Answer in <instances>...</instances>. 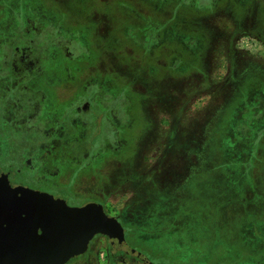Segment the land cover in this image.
Masks as SVG:
<instances>
[{
  "label": "flooded vegetation",
  "instance_id": "flooded-vegetation-1",
  "mask_svg": "<svg viewBox=\"0 0 264 264\" xmlns=\"http://www.w3.org/2000/svg\"><path fill=\"white\" fill-rule=\"evenodd\" d=\"M34 1L23 11L18 0L8 6L0 0V175L8 174L13 186L51 193L70 206L99 203L112 215L107 197L81 192L82 182L89 177L100 182L104 167L127 158L147 126L168 120L161 115L153 120L148 111L161 90L156 83L195 71L205 75L197 66L207 29L192 17L181 19V8L193 0ZM209 9L197 0L190 12L203 18ZM132 62L136 67L125 70ZM256 89L241 91L237 112L220 131L217 181L233 201L244 205L264 200L259 189L264 177V91L258 94ZM161 155L154 153V158ZM233 168L234 176L228 173ZM159 169L158 163L155 174ZM134 182L146 184L143 177ZM155 186L160 191V184ZM169 189L171 193L163 194L166 202L177 198L172 184ZM249 189L253 194L248 201ZM116 217L126 243L144 258L117 248L104 234L91 239L85 257L94 241L105 237L108 264H166L135 247L132 229ZM250 235L254 256L243 258L241 246L234 244L220 264H258L255 253L264 250V226L253 227Z\"/></svg>",
  "mask_w": 264,
  "mask_h": 264
},
{
  "label": "rangeland",
  "instance_id": "rangeland-1",
  "mask_svg": "<svg viewBox=\"0 0 264 264\" xmlns=\"http://www.w3.org/2000/svg\"><path fill=\"white\" fill-rule=\"evenodd\" d=\"M5 1L2 4L8 6L10 0ZM33 1L18 0L23 11ZM202 1L213 8L203 12V18L190 12L197 0L190 1L187 9L181 8L180 15L182 21L192 17L203 26L206 19L214 18L211 31L205 26L208 40L197 66L205 75L195 71L156 83L161 90L155 93L156 103L150 104L148 111L154 114L150 116L153 120L160 115L168 116V120L156 126L153 121L127 158H116L114 166L104 167L100 182L89 177L80 190L94 191L104 200L107 197V210L122 218L135 234L133 245L150 253L157 263L220 264L228 257L226 248L234 244L241 246L243 258L254 256L257 250L250 246V234L253 227L264 226V200L249 205L235 202L217 181L221 174L222 125L237 112L234 108L241 91L251 86L260 88L256 89L258 94L264 91V0ZM132 64V68L124 69L132 70L136 63ZM217 71L221 75L216 76ZM158 152L163 155L154 158ZM158 163L160 171L155 174ZM236 170L228 173L234 176ZM138 177L146 184L135 183ZM126 179L133 181L125 183ZM261 180L259 189L264 198L263 176ZM155 182L160 184V191ZM170 184L177 190L173 191L177 198L166 202L163 194L170 192ZM210 184L212 187H207ZM247 192L249 201L253 193L250 189ZM88 246L74 264L109 263L105 237L95 240L85 257ZM255 257L258 264H264V250Z\"/></svg>",
  "mask_w": 264,
  "mask_h": 264
},
{
  "label": "water",
  "instance_id": "water-1",
  "mask_svg": "<svg viewBox=\"0 0 264 264\" xmlns=\"http://www.w3.org/2000/svg\"><path fill=\"white\" fill-rule=\"evenodd\" d=\"M37 208L46 227L35 232L29 220ZM99 234L144 258L129 247L122 223L101 204L70 206L51 193L13 186L8 174L0 175V264H65Z\"/></svg>",
  "mask_w": 264,
  "mask_h": 264
},
{
  "label": "snow or ice",
  "instance_id": "snow-or-ice-1",
  "mask_svg": "<svg viewBox=\"0 0 264 264\" xmlns=\"http://www.w3.org/2000/svg\"><path fill=\"white\" fill-rule=\"evenodd\" d=\"M203 23L211 31L214 27L215 21L213 17H209ZM197 107H199V105H197ZM193 115H195V112H193ZM29 222H30L31 227L35 230V232L37 229H40V228H43L45 230L46 223H45L44 218L40 214L39 208L34 210L33 215L30 217Z\"/></svg>",
  "mask_w": 264,
  "mask_h": 264
},
{
  "label": "trees",
  "instance_id": "trees-1",
  "mask_svg": "<svg viewBox=\"0 0 264 264\" xmlns=\"http://www.w3.org/2000/svg\"><path fill=\"white\" fill-rule=\"evenodd\" d=\"M184 22V21H183Z\"/></svg>",
  "mask_w": 264,
  "mask_h": 264
}]
</instances>
